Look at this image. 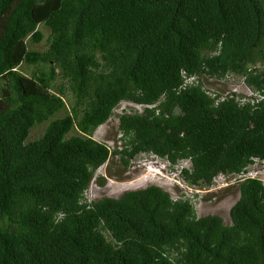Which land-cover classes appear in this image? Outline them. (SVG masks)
<instances>
[{"label":"trees","instance_id":"obj_1","mask_svg":"<svg viewBox=\"0 0 264 264\" xmlns=\"http://www.w3.org/2000/svg\"><path fill=\"white\" fill-rule=\"evenodd\" d=\"M183 71L264 93V0H0V264H264L257 177L238 183L229 224L154 184L84 196L113 154L188 159L193 185L264 161V97L215 101ZM123 100L144 106L119 115L111 149L92 134Z\"/></svg>","mask_w":264,"mask_h":264},{"label":"rangeland","instance_id":"obj_2","mask_svg":"<svg viewBox=\"0 0 264 264\" xmlns=\"http://www.w3.org/2000/svg\"><path fill=\"white\" fill-rule=\"evenodd\" d=\"M38 29L43 33L41 41L31 43L30 47L43 50L46 47V39L49 34L48 27L39 24ZM36 67L25 62L21 63L18 69L26 75H30ZM228 79H207V86L217 88L220 93L229 91L236 83ZM236 81V79L234 80ZM239 88L244 89V85ZM65 108L59 111L55 117H60L69 111L72 105V98L64 97ZM138 106L129 101H120L113 109L112 114L102 124L96 127L92 137L98 141L105 142L111 149L120 147L121 132L118 129L119 115L123 112L139 110ZM142 108L140 107L141 111ZM46 122L36 124L30 130L28 139L39 137ZM188 160H181L172 165L167 159L153 155L152 153H140L129 164L123 165L118 155H110L108 160L99 166L90 181L84 196L87 200H95L104 196L118 197L127 190L144 188L149 185H158L169 192L172 198L189 197L194 205L197 216L215 214L221 217L225 224L230 223L229 210L231 205L238 199V183L243 175L218 173L212 183L208 185H192L187 183L180 174L182 167H189ZM250 176H257L264 182V162L254 160L247 167ZM245 175V174H244ZM104 178L103 184L99 183ZM107 235V234H106Z\"/></svg>","mask_w":264,"mask_h":264},{"label":"clouds","instance_id":"obj_3","mask_svg":"<svg viewBox=\"0 0 264 264\" xmlns=\"http://www.w3.org/2000/svg\"><path fill=\"white\" fill-rule=\"evenodd\" d=\"M182 77H183V80H185V77H184V75L185 76H191V75H194V76H197V79L199 78L200 79V81H198L197 82V84H193V85H199L200 86V88L202 89V86L203 85H206L207 86V84H206V82L204 81V79L205 78H209V79H211V78H215V79H223V80H226V79H228L227 80V82L228 81H230V83H232V82H235L236 83V85L235 86H239V85H244V86H247V87H249L252 91H258V90H254V89H252L248 84H246V82L244 81V77L243 76H241V75H237V74H234V73H230V72H228V73H226V74H224V75H222V76H206V77H203V78H201L200 77V75L198 76V75H196V74H186V72L185 71H183L182 72ZM236 79V81H234ZM230 88H232V87H230ZM213 89H215L217 92H219V90L217 89V88H213ZM203 91H205L204 89H202ZM225 92V91H224ZM223 92V93H224ZM259 92V91H258ZM220 93V92H219ZM260 94H264V93H262V92H259ZM207 94V93H206ZM208 95V94H207ZM209 96V95H208ZM249 96H251V95H249ZM211 97V96H210ZM219 97H220V94H219V96H214V97H212L215 101L217 100V99H219ZM255 98V97H254ZM263 98V97H262ZM261 99V98H260ZM259 99V100H260ZM134 104V103H133ZM134 105H141V104H134ZM138 108V107H137ZM143 108V107H142ZM140 110V109H139ZM154 155V154H153ZM156 156V155H155ZM184 160H188V159H184ZM253 160H258L257 158H254ZM189 161V160H188ZM258 161H260V160H258ZM254 162V161H253ZM252 162V163H253ZM262 162H264V161H262ZM251 164V163H250ZM248 167V166H247ZM247 167H246V169H245V171H241L240 173H236L237 175H243V177L244 178H246V177H257V176H250V175H248L246 172H247ZM245 174V175H244ZM244 178H242V179H244ZM257 178H259V177H257ZM241 179V180H242ZM260 179V178H259ZM263 182V181H262ZM264 183V182H263ZM193 185V184H192Z\"/></svg>","mask_w":264,"mask_h":264},{"label":"built area","instance_id":"obj_4","mask_svg":"<svg viewBox=\"0 0 264 264\" xmlns=\"http://www.w3.org/2000/svg\"><path fill=\"white\" fill-rule=\"evenodd\" d=\"M185 80H184V85H186L187 83L189 84H197L198 82V79H197V76H194V75H191V76H185ZM241 85L239 86H235V87H232L230 88L229 91H225L224 93H220V97H219V100L220 99H223L224 95H226L228 92L230 91H234L238 97L241 98V100H246L247 98H257V99H260L262 97H264V94H260L258 91H252L249 87L247 86H244L245 88L242 89V88H239ZM202 89L205 90V92L211 96V97H214L217 93V91L213 88H210L206 85H203L202 86ZM219 93V92H218ZM251 95V96H249ZM253 102V100H251ZM138 106V109H140V107L142 108L144 105H137Z\"/></svg>","mask_w":264,"mask_h":264}]
</instances>
